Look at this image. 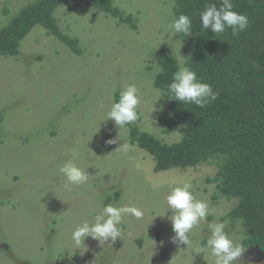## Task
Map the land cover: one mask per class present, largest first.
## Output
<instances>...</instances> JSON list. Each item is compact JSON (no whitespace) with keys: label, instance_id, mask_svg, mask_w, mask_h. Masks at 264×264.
Listing matches in <instances>:
<instances>
[{"label":"rangeland","instance_id":"1","mask_svg":"<svg viewBox=\"0 0 264 264\" xmlns=\"http://www.w3.org/2000/svg\"><path fill=\"white\" fill-rule=\"evenodd\" d=\"M30 1L0 0V27ZM114 3L138 19L137 28L96 9L62 4L55 12L60 28L80 38L82 54L36 25L19 55L0 56V264H212L195 251L197 241H206L210 222H226L243 244L244 226L227 216L238 199L208 181L218 171L215 161L156 171L153 156L130 142L128 126L104 121L115 92L135 84L140 128L166 142L181 138L180 128L167 131L174 116L154 85L163 55L180 64L186 58L185 44L166 30L175 18L174 1ZM109 139L116 143L106 144ZM124 144L131 150L124 151ZM68 159L90 175L71 191L58 172ZM186 183L211 213L187 248L171 240V212L156 216L166 210L169 191ZM108 204L136 206L144 216H125L122 238L112 247L87 237L73 251L72 230ZM240 264H264V254L245 247Z\"/></svg>","mask_w":264,"mask_h":264},{"label":"trees","instance_id":"2","mask_svg":"<svg viewBox=\"0 0 264 264\" xmlns=\"http://www.w3.org/2000/svg\"><path fill=\"white\" fill-rule=\"evenodd\" d=\"M173 1L175 18L187 14L193 22L191 36L176 34L185 44L183 65L212 85L219 96L205 108L169 99L168 85L182 64L171 54L163 55L154 85L168 99L174 116L167 131L180 128L181 138L166 142L135 122L128 125L130 142L153 156L156 171L215 161L218 171L208 181L216 182L223 196L238 199L227 216L244 226L243 245L264 254V0H231L233 10L249 19L247 29L237 37L231 29L214 34L200 26L204 6L214 3L219 7L223 0ZM71 3L99 10L137 28L138 19L125 14L114 0H31L0 27V56L19 55L22 41L36 25L82 54L80 38L63 32L55 15L60 5ZM114 196L118 198L119 191Z\"/></svg>","mask_w":264,"mask_h":264},{"label":"clouds","instance_id":"3","mask_svg":"<svg viewBox=\"0 0 264 264\" xmlns=\"http://www.w3.org/2000/svg\"><path fill=\"white\" fill-rule=\"evenodd\" d=\"M199 15L200 26L204 30L210 29L214 34L224 33L227 29H231L232 35L237 37L249 25L246 15L233 10L231 0H223L219 7L214 3L206 4ZM192 27L191 17L187 14H180L167 23L166 30L173 35L181 34L189 37L192 35ZM167 92L169 99L200 108L207 107L219 96V92L214 91L212 85L201 81L194 70L183 64L174 73ZM157 96H159L158 91ZM158 101L159 99L154 105ZM140 104L141 96L138 87L135 84H129L119 91V99L111 104L104 121L112 120L118 129H123L139 119ZM105 143L116 142L109 139ZM122 148L124 151L131 150V146L128 144H124ZM86 170L80 167L74 159L66 160L58 168V172L64 178V186L69 191L73 186H80L88 182L90 175ZM190 189L191 185L187 183L183 186L173 187L165 198L166 210L162 215H156L165 217L168 212H171V215L166 217L171 222L174 233L171 240L178 246L186 245V248L193 244L194 230L199 229L211 214L208 203L197 199ZM128 215L141 220L144 211L139 207L123 204L103 206L102 210L95 214L91 220H83L72 230L70 234L72 250L85 246L84 242L87 237L98 241L100 245L112 247L118 239L122 238V224L124 217ZM207 227V239L203 244L197 241L196 253H203L204 257H209L212 264H240L245 247L232 237L227 230L226 222H210Z\"/></svg>","mask_w":264,"mask_h":264}]
</instances>
